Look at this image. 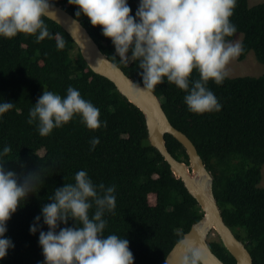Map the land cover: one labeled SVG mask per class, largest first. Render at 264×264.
Instances as JSON below:
<instances>
[{"label": "trees", "instance_id": "obj_1", "mask_svg": "<svg viewBox=\"0 0 264 264\" xmlns=\"http://www.w3.org/2000/svg\"><path fill=\"white\" fill-rule=\"evenodd\" d=\"M132 14L139 0H128ZM75 17L77 6L68 0H52ZM82 20L103 52L136 82L142 71L135 62L121 63L102 26ZM243 34L240 59L253 51L264 63V2L250 6L237 0L231 17ZM53 38L37 43L32 35L0 38V102H12L13 109L0 117V150L11 147L6 170L26 175L40 172L35 193L8 221L6 237L15 247L0 264H43L39 232L30 226L56 188L74 183L75 174L85 170L95 184L116 186V209L106 214L105 235L129 240L134 264H165L166 257L193 224L204 215L197 200L181 178L176 177L164 156L151 144L144 113L130 102L108 78L95 73L85 61L70 34L46 18ZM65 40L57 48L55 36ZM194 78L198 74L194 73ZM69 87L100 110L103 125L89 129L79 116L48 136H40L36 124H29V110L45 90L61 96ZM222 107L218 112L195 114L184 102L185 93L167 81L153 91L161 99L171 122L195 143L214 177V191L226 223L246 243L254 264H264V187L260 186L264 166V75L229 76L222 85L209 82ZM98 137L92 150L90 141ZM171 153L189 163L184 145L166 135ZM22 182V180H21ZM154 196V201L151 200ZM43 225V219H41ZM70 220L68 226H74ZM65 225H61L64 227ZM44 231L48 230L43 225ZM212 250L226 263L236 259L220 239L210 241Z\"/></svg>", "mask_w": 264, "mask_h": 264}, {"label": "clouds", "instance_id": "obj_2", "mask_svg": "<svg viewBox=\"0 0 264 264\" xmlns=\"http://www.w3.org/2000/svg\"><path fill=\"white\" fill-rule=\"evenodd\" d=\"M68 3L77 6V17L85 15L91 25L102 26L121 63L138 65L142 88L152 90L167 81L185 93L189 111H220L222 105L208 85L210 81L222 85L230 75V62L241 54V45L228 39L237 31L231 21L237 0H139L135 15L128 0ZM51 4L52 0H0V38L10 40L23 33L34 36L37 43L52 39L46 23ZM55 39L62 50L65 40L59 34ZM13 107L12 102H0V117ZM76 116L89 129L103 125L99 108L69 87L65 96L45 90L29 110L27 122L36 124L44 137ZM99 142L98 137L92 138V150ZM10 153L7 145L0 150V260L15 247L5 235L8 221L35 193L41 178V171L18 175L6 170L5 158ZM74 181L54 190L51 202L42 206L30 226L32 234L39 232L43 264H134L129 240L105 235V216L116 209V186L95 184L85 170L78 171ZM41 219L47 231L42 230ZM70 220L74 226H68ZM180 243L187 253L183 264H204L203 248L186 237Z\"/></svg>", "mask_w": 264, "mask_h": 264}, {"label": "water", "instance_id": "obj_3", "mask_svg": "<svg viewBox=\"0 0 264 264\" xmlns=\"http://www.w3.org/2000/svg\"><path fill=\"white\" fill-rule=\"evenodd\" d=\"M48 18L57 22L70 34L85 61L95 73L111 80L118 90L144 113L151 144L164 156L176 177L182 179L204 212L203 217L193 224L183 237L194 241L197 247L205 250L204 264H226L211 248L209 236L213 231L218 234V239L236 259V264H254L253 255L246 243L236 236L223 217L215 196L214 177L197 146L185 132L171 122L161 99L153 89L142 88L143 84L136 82L111 60L82 20L64 7L52 3ZM167 134L184 145L189 163L177 159L171 153L167 145ZM180 241L167 255L165 264H183V257L187 253Z\"/></svg>", "mask_w": 264, "mask_h": 264}, {"label": "rangeland", "instance_id": "obj_4", "mask_svg": "<svg viewBox=\"0 0 264 264\" xmlns=\"http://www.w3.org/2000/svg\"><path fill=\"white\" fill-rule=\"evenodd\" d=\"M262 2H264V0H249L250 6H254ZM242 39L243 34L239 33L233 41L238 42L241 45ZM228 70L230 73L229 76L232 77L246 75L260 76L264 75V63H261L255 53L251 51L243 60L240 59V55L232 60L228 66ZM262 174L263 176L260 186L264 187V166ZM151 200L154 201V196H151ZM217 238H219V236L215 231H213L209 236L210 241Z\"/></svg>", "mask_w": 264, "mask_h": 264}]
</instances>
